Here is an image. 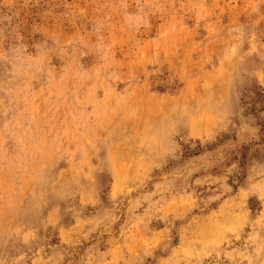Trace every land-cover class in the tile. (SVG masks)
Returning <instances> with one entry per match:
<instances>
[{
	"label": "rangeland",
	"instance_id": "374dc122",
	"mask_svg": "<svg viewBox=\"0 0 264 264\" xmlns=\"http://www.w3.org/2000/svg\"><path fill=\"white\" fill-rule=\"evenodd\" d=\"M0 264H264V0H0Z\"/></svg>",
	"mask_w": 264,
	"mask_h": 264
}]
</instances>
